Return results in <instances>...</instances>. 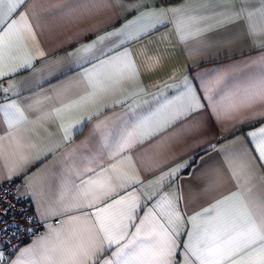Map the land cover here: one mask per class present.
<instances>
[{"label":"crops","instance_id":"1","mask_svg":"<svg viewBox=\"0 0 264 264\" xmlns=\"http://www.w3.org/2000/svg\"><path fill=\"white\" fill-rule=\"evenodd\" d=\"M32 3H35V11L40 17L33 22V28L39 48L47 55L33 60L31 67L20 68L9 77L0 79L3 88L11 85L9 92L0 91V104L14 101L21 108L35 105L52 113V118L38 121L43 127L34 128L26 136L25 143L37 144L42 151L39 154L30 152L26 161L19 162L22 166L15 168L10 178L9 168L14 167L18 157L9 151L6 158H0V184L13 177L18 179L16 190L19 196L32 204L36 216L44 222L45 230L11 256L0 251L4 257L0 264H13L24 249L37 247L42 238H48L51 246L54 236L50 235V230L60 229L62 221L79 214H55L53 205L62 195L67 197L75 193L73 184L79 186L81 180L93 175L86 169L92 168L98 172L112 163L108 157L119 138L118 133L132 131L130 126L137 122V117L157 113V110L160 111L145 125L138 142L126 153L132 156L135 170L122 165L124 172L138 175L141 183L122 189L112 198L118 199L131 191L140 194V208L134 213L136 219L130 222L128 231L135 232L133 225H139L165 193L171 192L173 198L179 197V211L183 216L191 217L235 190L236 186L230 178L224 181L219 190L207 189L216 179V173L223 168L227 154L237 152L241 144L251 147L246 134L264 127V116L255 115L264 112V105L242 109L234 114L235 119L217 123L210 115L202 87L223 75L230 89L242 90L264 74V62L260 60L264 56V49L253 45L246 25L249 12L255 13L253 20H259L256 10L262 6L260 0H250L247 4L226 3L225 0H149L143 10L164 12L163 16L151 22L142 21L127 30L128 35L135 39L123 36L106 41L109 47H113V41L119 46L113 47L108 55L125 49L132 54L139 70L138 81L126 82L121 90L106 96L102 102L86 109L65 112L60 118L55 116L53 109L83 94L80 74L97 62L95 59L81 60L70 53H76L82 45L92 44L99 35L124 28L130 20H136L139 13L130 14L119 4L89 13L85 9L92 8V5L86 0H82L81 7L71 15L61 11L67 8L71 0H28L20 10ZM242 7L246 9L243 18L235 19ZM171 8L179 11L166 12ZM230 17L232 22H228ZM177 18H183L186 30L199 28L204 31L198 37L181 41L176 31ZM160 19L164 21L163 24L158 22ZM153 22L155 27L152 26ZM121 40L125 42L121 44ZM185 81L196 89L200 102L205 104L203 115L198 118L209 122L194 131L188 130L186 123V120L192 119L191 116L166 126L177 107L178 98L187 91ZM118 100L121 103H115ZM109 104L112 106H105ZM97 111L99 115H92ZM25 115L36 119L37 113L25 111ZM89 115L91 119L86 118ZM81 117L85 119L77 124ZM61 124L68 129L69 139H65ZM7 131V124L0 115V135ZM256 163L258 166L259 161ZM181 164L187 166L166 181V186L149 183ZM253 183L258 188H264V168L257 167ZM110 202L111 199L105 201ZM85 211L91 212L92 209ZM192 228V224L185 219L184 234L180 236L181 250L183 243L187 242V232ZM114 250L115 247L105 253L104 258H110ZM30 259L24 257L25 264ZM177 259H180L179 255Z\"/></svg>","mask_w":264,"mask_h":264},{"label":"snow or ice","instance_id":"2","mask_svg":"<svg viewBox=\"0 0 264 264\" xmlns=\"http://www.w3.org/2000/svg\"><path fill=\"white\" fill-rule=\"evenodd\" d=\"M86 2L92 5V8L85 9V12L89 13L110 7L112 4H119L124 11L130 14L138 12L139 15L136 20H130L125 24L124 28L99 35L92 44L82 45L76 53H70L81 60L95 59L97 62L85 68L80 74L79 83L84 89L83 94L53 109L57 118L65 112L96 105L114 91L121 90L126 82L138 81L139 70L132 59V54L125 49L108 55L113 47L119 46L113 41V47H109L106 41H110L112 37L123 36L135 39L128 35L127 30L142 21L151 22L164 15V12L144 11L149 0H86ZM225 2L247 4L250 0ZM27 3L28 0H0V79L9 77L20 68L31 67L33 60L47 55L39 48L33 28V22L40 18L35 11V3L28 4V7L20 10ZM260 3L261 8L256 10L259 13V20H253L255 13L249 12L246 25L253 45L264 49V0H260ZM81 5L82 0H71L67 8L61 11L71 15ZM245 10L242 7L235 19L243 18ZM178 11L179 9L175 8L166 10L172 13ZM158 22L164 23L162 19ZM228 22H232L231 17ZM152 26L155 27V22ZM176 31L180 34L181 41H186L200 36L204 30L199 28L194 31L186 30L183 18H177ZM124 42L121 40V44ZM33 48L36 49L35 52L32 51ZM260 60L264 62V56H261ZM185 84L188 85L187 91L183 97L178 98L177 107L166 126L191 116L192 119L186 120V123L189 125L188 130L194 131L209 122L198 118L203 115L205 104L200 102L196 89L187 81ZM10 89L11 85L9 88L0 86V91L6 93ZM202 93L214 121L219 123L225 119H235L234 114L242 109L248 110L264 105V74L242 90L230 89L225 77L221 75L215 81L205 83ZM226 100L229 103H224ZM25 111L37 113L36 119H30L25 115ZM159 111L137 117V122L130 126L132 131L118 133L119 138L108 157L112 163L98 172L92 168L86 169V172L93 175L81 180L79 186L73 184L75 193L67 197L62 195L53 205L55 214L58 215L79 213L62 221L60 229L50 230V235L54 236V243L50 246L48 238H42L37 247L24 249L13 264H25L26 256L31 257L28 264H264V188H258L253 183L257 167L264 168V127L246 134L251 144L250 148L241 144L237 152L225 156L223 168L216 173V179L207 189L219 190L224 181L230 178L236 186L234 191L216 199L210 207L196 212L191 217H185L179 211L177 207L179 197L173 198L171 192L165 193L140 220V224L133 225L135 232L128 231L130 222L136 219L134 213L140 208V194L131 191L118 199L112 198L122 189L141 183L138 175L124 172L122 165L135 170L136 165L132 156L126 153L138 142L145 125L149 124ZM0 115L8 129L6 134L0 135V158H6L9 151L18 157L14 167L9 168L10 178L15 168L22 166L19 162L26 161L30 152L35 151L39 154L42 151L37 144L25 143V138L34 128L43 127L38 121L50 120L52 113L31 104L21 108L13 101L0 104ZM92 115H99V111ZM255 115L264 116V112ZM86 118L91 119V115ZM83 119L85 117H81L76 123L79 124ZM60 127L64 129L65 139H69L68 129L63 124ZM36 158L38 159L39 155ZM186 166L181 164L172 168L156 181L149 183L164 187L166 181ZM151 198L150 196L149 199ZM109 199L111 202L105 203ZM85 209L92 211L88 212ZM185 219H188L193 228L187 232V242L183 243L181 250L180 236L184 234ZM81 225L85 227L81 228ZM113 247L115 250L111 252V257L105 259L104 254ZM3 258V254L0 253V260Z\"/></svg>","mask_w":264,"mask_h":264},{"label":"built area","instance_id":"3","mask_svg":"<svg viewBox=\"0 0 264 264\" xmlns=\"http://www.w3.org/2000/svg\"><path fill=\"white\" fill-rule=\"evenodd\" d=\"M17 183L18 179L13 177L0 184V251L7 256L41 236L45 230V224L36 216L32 204L19 196Z\"/></svg>","mask_w":264,"mask_h":264}]
</instances>
